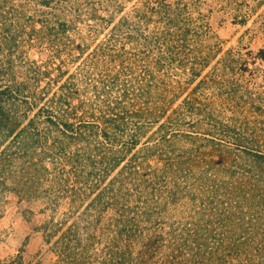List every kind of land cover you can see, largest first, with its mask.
Here are the masks:
<instances>
[{
  "label": "trees",
  "instance_id": "1",
  "mask_svg": "<svg viewBox=\"0 0 264 264\" xmlns=\"http://www.w3.org/2000/svg\"><path fill=\"white\" fill-rule=\"evenodd\" d=\"M20 7L17 0H0V196L10 192L51 213L38 227L56 246L55 264H78L85 245L103 240L102 264H129L125 244L148 246L164 237L197 246L215 238V247L207 246L208 264H264L263 172L241 181L231 167V183L191 178L192 150H201L177 148L178 140L196 139L205 121L219 124L210 114L197 116L202 108L195 91L213 81L210 72L201 73L210 52L174 67L186 72L182 82L168 73L167 63L183 62L180 54L191 51L188 36L199 35L184 18V5L150 0L113 23L124 38L139 40L149 60L156 56L130 79L129 67L100 72L90 86L93 100L80 96L74 74L61 64L20 58L22 43L43 40L55 56L69 42L84 50L66 35L21 36L23 21L33 20H23ZM153 23L160 28H150ZM255 57L264 63V47ZM181 201L192 207L184 217ZM58 211L79 215L55 219Z\"/></svg>",
  "mask_w": 264,
  "mask_h": 264
},
{
  "label": "rangeland",
  "instance_id": "2",
  "mask_svg": "<svg viewBox=\"0 0 264 264\" xmlns=\"http://www.w3.org/2000/svg\"><path fill=\"white\" fill-rule=\"evenodd\" d=\"M149 1L17 0L21 5V18L33 20L31 23L23 21L21 36L29 33L66 35L84 48L83 52H78L76 46L72 48V42H69V48H60V55L55 56L53 47L43 40L32 45L22 43L17 54L21 59L34 60L38 64H61L62 68L74 74L80 96L93 100L95 97L90 86L99 78L100 72L110 73L129 67L127 77L130 79L142 74L143 68L156 56L153 54L149 60L142 53L139 40H128L124 38L125 31L112 27L121 16L130 15L134 8H144ZM165 1L183 4L184 18L192 30L199 33L195 37L188 36L191 51L178 57H184L183 62L176 60L166 64L172 67L169 76L182 82L186 72L175 73L174 67L191 65L199 51L210 52L201 73L210 72L213 81L202 84L195 91L202 108L197 116L204 119L203 113L210 114L219 124L205 121L202 129H197L196 139L177 141V148L182 151L191 146L201 150H192L191 178L201 175L226 178V172L232 167L241 181H252L262 171L264 182V158L256 155L261 153L264 156V63L255 57L256 51L264 47V0ZM61 22L65 25L61 26ZM154 26L160 28L161 24H150V28ZM182 97L181 94L175 104ZM147 132L149 134V129ZM211 136L213 139H208ZM211 160L214 168L210 165ZM225 180L227 183L232 181L231 177ZM180 203L183 205L182 201ZM39 207V203L19 200L10 192L0 196V264H55L56 246L52 241H44L43 230L38 227L51 213H42ZM183 207L184 212H176L175 218L180 214L184 217L186 210L192 208L189 205ZM63 212L58 211L52 216L60 219L69 215L70 219L79 215ZM169 217L173 218V214ZM163 228L164 232L168 231L167 227ZM157 240L158 243L148 246L136 240L125 244L131 250L129 264H194L198 260L208 264L206 251L216 245L213 237L207 239V245L203 246L181 245L165 237ZM104 242L85 245L78 264H102L105 259L102 249L107 246ZM146 249L147 252H143Z\"/></svg>",
  "mask_w": 264,
  "mask_h": 264
}]
</instances>
